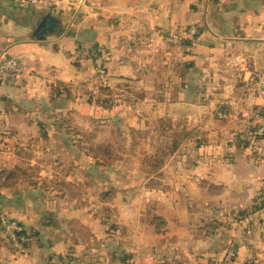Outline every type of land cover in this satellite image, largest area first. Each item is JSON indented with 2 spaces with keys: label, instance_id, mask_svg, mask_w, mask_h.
<instances>
[{
  "label": "crops",
  "instance_id": "0c3cea01",
  "mask_svg": "<svg viewBox=\"0 0 264 264\" xmlns=\"http://www.w3.org/2000/svg\"><path fill=\"white\" fill-rule=\"evenodd\" d=\"M56 1L52 6L0 0V54L23 57L29 67L16 84H0V130L8 133L9 140L4 143L8 140L9 148H70L68 134L94 130V142L98 143V135L116 133L121 126L124 142L132 141L129 136L140 130L158 134L161 125L157 128L156 123L163 115L182 121L185 127H181L192 131L198 121L203 125L210 120L214 109L227 106L238 119L221 125L219 133L223 134L246 128L239 113L253 110L255 122L256 110H264V94L247 90L243 84L252 71L264 78V0ZM190 25L200 30L196 42L174 47L159 38ZM96 48L111 53L104 96L112 97V106L102 110L104 117L97 107L87 109L76 97L73 108L67 109L65 102L47 95L52 82L72 80L74 89L93 85L96 77L91 55ZM195 97L206 100L202 108L207 111L196 122ZM41 119L49 132L57 134L55 140L13 138L18 133L35 132ZM201 131L204 133V127ZM215 133L218 131L205 132L209 137ZM141 140L146 138H138L139 143ZM228 144L229 157L218 158L213 174L226 181L232 193L262 201L264 139L256 143L253 155L240 150L237 142ZM33 159H26V168L17 163L0 165V214L20 221L30 232L22 256L12 253L0 237V264H49L55 254L65 264H117L110 236L109 240L97 236L92 224L82 220L81 200L67 192L70 187L60 189L57 182L69 179L56 177L47 188L42 174L34 177L39 164ZM13 174L11 185L3 183ZM191 196L187 190L180 191L174 204L181 208ZM97 207L103 209L98 205L90 209L96 213ZM134 228H139L135 234L141 239L122 238L120 243L143 258L147 245L144 230L153 226L146 224L141 229L137 224ZM262 242L256 241L257 248L264 251ZM172 245L169 241L166 247Z\"/></svg>",
  "mask_w": 264,
  "mask_h": 264
},
{
  "label": "rangeland",
  "instance_id": "374dc122",
  "mask_svg": "<svg viewBox=\"0 0 264 264\" xmlns=\"http://www.w3.org/2000/svg\"><path fill=\"white\" fill-rule=\"evenodd\" d=\"M27 70L25 73L29 72ZM94 73L96 79L93 85L74 89L72 80L52 82L47 95L65 102L67 109L73 108L72 101L76 97L83 107L90 110L97 107L99 114L102 113L101 117H104L105 112L102 110L112 106V97L104 96L108 87L106 77L97 73L96 67ZM197 98L195 103L199 108L196 109L195 104V122L207 114L206 109L203 111L202 108L206 100ZM227 108L217 107L210 120L203 125L198 121V126L192 131H185L181 127H185L182 121H173L168 115H163L156 123L157 128L161 125L158 134L140 130V133L129 136L132 141L124 142L121 126L116 133L98 135V143H95V130L84 131L87 133L68 134L66 138L70 148L62 149L43 148L42 145L28 149L11 145L9 148L8 133L0 130V165L3 162L12 165L17 163L20 168H26V159L32 156L35 165L39 164L36 165L38 169L34 171V177L42 174V179L48 183L47 188H50L56 177L62 180L68 178L66 183L57 182L60 189L70 187L67 192L81 200L82 220L92 224L97 236L106 237V240L110 236L114 263L264 264V251L257 248L256 243L261 240L264 244V198L260 202L259 198L253 196L241 197L239 193H232L228 183L213 174L216 161L229 157L226 155L229 152L227 145L232 141L240 144V150L253 155L256 143L264 139V110H256L255 118L258 121L255 122L253 110L251 113H239L246 128L242 126V129H230L220 134L221 125L238 119ZM201 126L204 127V133ZM214 130L218 133L206 136L205 132L209 134ZM49 131L48 124L41 119L35 132L26 135L18 133L13 138L49 143L57 136ZM143 137L146 140L139 143L138 138ZM5 139H8L7 143H4ZM221 144H224L223 148ZM219 148H222L221 151ZM64 156L66 158L63 159ZM16 158L21 161L16 162ZM13 176L3 179V183L12 182L15 174ZM185 190L192 196L179 208L174 203L179 198V192ZM148 191L154 192L148 194ZM91 205L102 206L103 209L97 207L99 212L95 213L90 209ZM176 207L179 209L175 210ZM121 210L124 212L121 213ZM1 216L6 217L3 214ZM137 224H140L141 229L146 224L153 226L152 229L144 230L147 245L143 258L120 243L122 238L133 241L141 239L135 234L139 231V228H134ZM248 231L252 233L251 238L248 237ZM0 237L11 247L12 253L25 255V244L23 249L17 248L1 233ZM169 241L174 245L166 247ZM70 246L73 248V245ZM49 264L65 262L60 255L55 254L50 256Z\"/></svg>",
  "mask_w": 264,
  "mask_h": 264
},
{
  "label": "built area",
  "instance_id": "2783aa9c",
  "mask_svg": "<svg viewBox=\"0 0 264 264\" xmlns=\"http://www.w3.org/2000/svg\"><path fill=\"white\" fill-rule=\"evenodd\" d=\"M33 5H57L56 0H27ZM200 33L199 28L196 25H190L184 29H178L173 32L163 33L159 38L162 42L169 46L182 47L188 42L193 43L197 41V37ZM110 61V55L106 52L97 54L94 58V64L97 73L102 76H107V64ZM27 70V61L23 57H15L6 53L0 54V82L12 83L18 82L20 77ZM244 87L247 90L254 91L256 93L264 94V78H262L258 72H251L250 75L243 78ZM262 133V131H260ZM0 233L11 244H14L17 248H24V244L28 241V236L25 227L17 220L9 219L5 216L0 217ZM248 237H252L251 231H248Z\"/></svg>",
  "mask_w": 264,
  "mask_h": 264
},
{
  "label": "trees",
  "instance_id": "16d2710c",
  "mask_svg": "<svg viewBox=\"0 0 264 264\" xmlns=\"http://www.w3.org/2000/svg\"><path fill=\"white\" fill-rule=\"evenodd\" d=\"M190 42H188L187 44H189ZM101 52H106L107 54H109L110 55V60H111V53L109 52V50H107V48H96V50L92 53V55H91V59H92V62H93V67L95 68V65H94V58H95V56L97 55V54H99V53H101ZM109 63V62H108ZM107 66H108V64H107ZM108 72H109V70H108V67H107V74H108ZM16 84V83H15ZM263 199V198H262ZM260 202H262V201H260ZM9 219H11V218H9ZM13 220H15V219H13ZM19 223L20 224H22L24 227H25V229H26V232H27V236H28V241L26 242V244H25V246H27V244H28V242H29V237H30V234H29V231L27 230V228H26V226L23 224V223H21L20 221H19Z\"/></svg>",
  "mask_w": 264,
  "mask_h": 264
}]
</instances>
